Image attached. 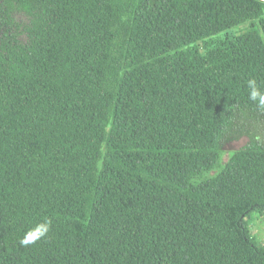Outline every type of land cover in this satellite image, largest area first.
<instances>
[{
	"label": "trees",
	"instance_id": "16d2710c",
	"mask_svg": "<svg viewBox=\"0 0 264 264\" xmlns=\"http://www.w3.org/2000/svg\"><path fill=\"white\" fill-rule=\"evenodd\" d=\"M250 79L264 0H0V264H264Z\"/></svg>",
	"mask_w": 264,
	"mask_h": 264
},
{
	"label": "clouds",
	"instance_id": "9594fccd",
	"mask_svg": "<svg viewBox=\"0 0 264 264\" xmlns=\"http://www.w3.org/2000/svg\"><path fill=\"white\" fill-rule=\"evenodd\" d=\"M247 93L248 99L251 102L255 103L259 108L264 109V90H261L255 79H250L247 82ZM42 224L44 225L43 230L40 231L37 235H34V233H36L37 229L40 228V224L33 226L24 234V236L19 241L21 246L32 245L38 239L44 238L47 235L51 227V222L42 221Z\"/></svg>",
	"mask_w": 264,
	"mask_h": 264
},
{
	"label": "rangeland",
	"instance_id": "374dc122",
	"mask_svg": "<svg viewBox=\"0 0 264 264\" xmlns=\"http://www.w3.org/2000/svg\"><path fill=\"white\" fill-rule=\"evenodd\" d=\"M239 28L240 27L234 28L231 31L239 32ZM197 46L200 49H203L202 43H199ZM249 140L250 139L248 136H243L240 139L232 140L226 143L224 146V150H225L224 159L227 158L229 152L240 149L244 147L246 144H248ZM249 229L251 233L254 235V237L257 239L259 246L264 248V212L253 214L249 222Z\"/></svg>",
	"mask_w": 264,
	"mask_h": 264
}]
</instances>
